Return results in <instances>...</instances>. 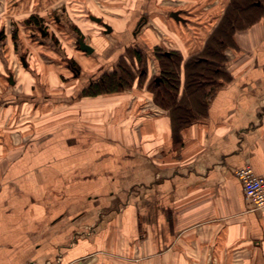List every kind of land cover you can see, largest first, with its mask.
Returning <instances> with one entry per match:
<instances>
[{"label": "crops", "instance_id": "obj_1", "mask_svg": "<svg viewBox=\"0 0 264 264\" xmlns=\"http://www.w3.org/2000/svg\"><path fill=\"white\" fill-rule=\"evenodd\" d=\"M54 2L15 0L13 7L26 12L11 19L12 30H25L30 19L49 23L50 12L61 11L60 26L68 33H56L61 49L29 50L49 61L47 69L27 59L31 66L20 70L5 49L12 30L5 21L0 25L7 32L5 47L0 43V106L32 103L34 111L41 110L32 117L38 126L77 123L39 134L29 149L35 165L38 161L34 170L53 171L37 185L60 188L67 200L47 197L50 207L64 205L46 214L38 207L15 211L16 226H7V215L0 214V264L263 262L264 210L250 209L234 174L249 164L264 178L262 24L250 29L259 45L256 65L247 66L240 54L238 66L224 68L227 81L189 94L181 57L177 101H186L190 113L178 121L171 107L155 99L151 84L161 74L160 53H167L156 50L157 42L173 38L156 40L153 31L157 25L187 23L193 6L184 0H78L79 10ZM174 11L182 20L170 16ZM102 23L111 30L104 31ZM76 32L92 52L74 46ZM247 37L240 31V44L246 46ZM129 48V60L147 67L130 84L118 79L120 58ZM65 59L77 65V76L65 69ZM8 65L13 83L7 82ZM113 72L116 89L84 93Z\"/></svg>", "mask_w": 264, "mask_h": 264}, {"label": "rangeland", "instance_id": "obj_2", "mask_svg": "<svg viewBox=\"0 0 264 264\" xmlns=\"http://www.w3.org/2000/svg\"><path fill=\"white\" fill-rule=\"evenodd\" d=\"M54 1L55 6L64 2H69L79 10L81 8L78 0ZM184 1H186L184 2L185 4H190L191 6H193L191 9L192 14L189 15L190 20L187 23L183 22L180 24L175 22L174 24H172L171 22V24L169 25L166 23L163 27L157 25L160 30L155 29L153 31V35L156 37V40L157 37H163L164 35L173 38L165 39L164 42L156 41L158 46H160L157 47V49H161L160 51L164 52L177 53L180 57L183 58L182 62L184 65V69L187 62L193 63L201 57L208 58L210 60L213 59V62L211 61V64L206 66H211L213 67V69H218L217 72L219 73L217 75L209 73L205 77L206 84H215L220 81H227V76L226 73H224V68L226 66H238L237 59L239 58L240 54H243V56L241 57L242 61H245L247 57V66L256 65V59L254 56L256 51L258 50L259 45L257 39L252 34H250V29L255 23L260 25L262 24V35L264 36V23L261 21L264 18V0H261V7L253 8L252 10L247 11L248 13L246 15L244 13H241V15H243L240 19L234 22L235 26L232 27V30H230L228 34L226 33V29L223 30L220 29V27L218 30L215 29L220 22L224 12L230 8L232 17L237 19L239 14L237 8L241 4L243 6L245 3L251 4L252 0ZM14 5L15 0H0V25H2V23H4L5 21L7 23L6 28H8L9 30L15 28V23L14 21H11V19L17 18L19 15L21 16L26 12L23 11L24 9L21 10L18 8H14ZM170 6H172L173 8L177 5L173 2ZM73 11L72 13H74ZM59 12L61 14V11H54L50 13L59 16ZM17 29L19 30L18 33L21 34L18 42L20 41V44H22V48L27 51V59L33 60L38 68H49L50 66H46L49 61H46V59H42L40 57L38 58L37 55L28 51L32 50L35 52V50H38L39 47H37L33 42L30 41L27 36V31L23 30L24 28L22 27H18ZM240 31H247V38H249V41L247 40L246 46L242 45V42L240 44V41L238 39V34ZM262 35L261 38H264ZM220 40H222L224 43H219ZM11 41L12 39L9 40L8 38L7 48H5L7 49L6 52H11L10 55L12 59L10 60L17 64V67L23 71V69L20 67V64L18 63V56L15 55V53H17L16 50L20 51L22 48H16L14 43L12 44L13 41ZM40 50H43V48H41ZM14 51L16 52L13 53ZM127 51L125 52L124 56H121L122 58H120V63L124 66L122 67L123 70L126 69L132 71V74H130L129 72H127V74H121V68L119 69V72L120 75H123V79L121 80L124 83L130 84L132 81L136 80L137 74L147 67L145 66L146 64L142 62V60L137 63V66L133 64L129 60V57L132 55V49L129 48ZM71 52L72 51H70V53ZM212 52H215L216 54H211ZM7 56L9 55L7 54ZM123 57H126V59H123ZM227 60H233V63L228 65L226 64ZM106 63V67L107 65H110V62ZM33 66L35 65L33 64ZM200 66L203 65L200 64ZM54 67H57V64H55ZM2 68L3 67L1 65L0 69ZM159 76L160 75L155 76L152 79V82H154L156 78H159ZM46 81L47 80L44 77L42 79V82L47 83ZM142 81H144V78L140 77L139 82ZM5 97L10 98V94L7 93V96ZM40 112L41 110H33L32 103H29V105L24 104L23 106L14 105V103L0 106V214L1 216L7 215V226H16L15 222H20V219L16 220L13 217L15 211L17 214L20 210H26V212H30L32 208L38 207L44 212V214H46L48 210L49 212H53L63 208L64 204H62L61 202H56L54 207H50L48 203H46L47 197L50 199L54 197L58 198L59 200H67V196L62 193L60 188L55 187L53 190L49 186L41 188V186L37 185L41 182L42 184H44L45 180L49 177L50 174H52L53 171H48L45 169L34 170L32 167L37 166L38 161L35 165L34 156L29 149L31 147V143L36 142V139L39 138V134H44L47 131L54 130L55 127L63 128L66 125H76L77 123H68L65 125H62V123L57 125L51 123L44 124V126H38V124H35L36 122H32V119H34L32 117L36 116V114ZM39 190L43 191V193L40 192V194L38 195ZM70 209H78V206L72 203ZM44 222L45 221H42V223ZM7 242H9V240ZM8 246L12 245L8 244ZM261 263H264V260L262 262V260L260 259L256 262V264Z\"/></svg>", "mask_w": 264, "mask_h": 264}, {"label": "trees", "instance_id": "obj_3", "mask_svg": "<svg viewBox=\"0 0 264 264\" xmlns=\"http://www.w3.org/2000/svg\"><path fill=\"white\" fill-rule=\"evenodd\" d=\"M261 5V0H252L251 4L245 3L244 6L241 4L237 8V10L239 11L237 19L232 17V12L229 8L224 12L220 22L218 23L215 29L218 30L219 27L223 30L226 29V33L228 34L230 30H232V27L235 26L234 22L240 19L243 15H241V13H244L246 15L248 13L247 11L252 10L253 8H259L261 7ZM219 43L223 44L224 42L220 40ZM211 54L216 53L212 52ZM212 60L201 57L193 63H186L185 89L189 94L195 92L194 90L196 89L204 87V85L206 84L205 77L209 73L216 75L219 73L217 72L218 69H213V67L211 66H206L210 65ZM159 61L161 65V74L158 80H154V82L151 83L153 88L152 90L155 94V99L158 102L167 105V107H171L174 111V115L178 116V121H183V118L190 113V109L186 101H177V90L179 86V66L182 61V58L177 53L167 52L160 53ZM200 64L203 66H200ZM122 67L124 66L120 63L119 69L121 68L122 70L120 71L121 74H127V72L132 74V71L126 69L123 70ZM118 79L122 81L121 79H123V75H119ZM118 79L116 80L115 72L105 74L103 75L102 79L98 81L99 84H90L88 88L84 90V93L95 94L104 91L114 90L116 89ZM183 99L185 100V98Z\"/></svg>", "mask_w": 264, "mask_h": 264}, {"label": "flooded vegetation", "instance_id": "obj_4", "mask_svg": "<svg viewBox=\"0 0 264 264\" xmlns=\"http://www.w3.org/2000/svg\"><path fill=\"white\" fill-rule=\"evenodd\" d=\"M48 22L49 23H45L43 21H32V19H30L29 22H27L25 25L26 26L25 30L28 33L27 36L30 39V41L33 42L37 46L52 48V49L55 47H58L61 49L62 46L60 44V37L58 35H56V33L58 32V34H64V36H65V34L68 35V33L65 32L66 31L65 28L60 26V18L58 16H56L55 14L52 15V17L49 19ZM140 22L138 23V26H136L134 33L139 29ZM50 24L55 25L56 29L52 28L50 26ZM57 25H59V27ZM72 29L77 31L76 28H72ZM103 29L105 31V28H103ZM76 33L77 34L75 35L73 41H74V46L79 49L80 48L79 47V40H83V38L78 32H76ZM9 36H10V39H12V41L14 42V45L18 46V44H17V42L19 40L18 29H13L10 32ZM6 37H7L6 28H5V26H2L0 28V43L4 42L3 47H5V44H6L5 43ZM18 52H20L17 55L18 56V63L20 64V67L27 69L28 67L31 66L30 63L27 61V56H28L27 51L22 48ZM62 61H63L62 63L64 65L65 69H67L68 71L71 70L72 75L77 76L79 69H78L77 65L74 63V61L69 60V59H65ZM7 71H8L7 82L13 83L12 75L9 74L11 72V66L10 65H8ZM100 79H102V77ZM155 80H158V78H156Z\"/></svg>", "mask_w": 264, "mask_h": 264}, {"label": "built area", "instance_id": "obj_5", "mask_svg": "<svg viewBox=\"0 0 264 264\" xmlns=\"http://www.w3.org/2000/svg\"><path fill=\"white\" fill-rule=\"evenodd\" d=\"M234 174L242 186L250 209L264 210V178L256 174L249 164L237 168Z\"/></svg>", "mask_w": 264, "mask_h": 264}, {"label": "water", "instance_id": "obj_6", "mask_svg": "<svg viewBox=\"0 0 264 264\" xmlns=\"http://www.w3.org/2000/svg\"><path fill=\"white\" fill-rule=\"evenodd\" d=\"M170 16L173 17L177 21L178 20H182V18L179 16V12L178 11L171 12ZM91 18H93L96 21H100V18H98V17L91 16ZM102 25L105 28L106 32H109L111 30V28H110V26L108 24L102 23ZM79 47H80L81 50H83V51H85L87 53L92 52V47L89 44H87L86 42H84L83 40H79Z\"/></svg>", "mask_w": 264, "mask_h": 264}]
</instances>
